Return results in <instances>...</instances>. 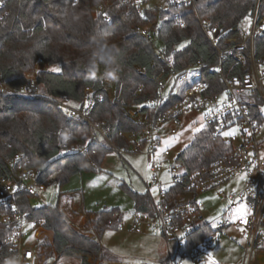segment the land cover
<instances>
[{"label": "trees", "instance_id": "obj_1", "mask_svg": "<svg viewBox=\"0 0 264 264\" xmlns=\"http://www.w3.org/2000/svg\"><path fill=\"white\" fill-rule=\"evenodd\" d=\"M99 1L7 0L8 14L0 18V76L20 88L27 83L28 75L36 71L39 61L48 66H60L59 71H37L39 85L48 95L66 98L82 108L91 89L93 96L101 100H97L89 117L98 125L104 123L109 129V140L125 151L133 147L135 136L139 138L147 121L182 99L168 93L158 107L145 105L148 99L158 95L162 80L171 72L159 58L157 42H161L169 54L179 48L171 54L176 71L196 62L212 66L218 62V56L201 20L206 19L224 33L232 34L234 28L252 15L257 2L199 0L196 8L181 10L184 26L178 25L179 10L172 6L167 10H146L148 21L159 23L158 38L152 40L136 31L138 25L148 22L136 10L129 12L116 2L108 11L111 22L107 23L102 15L94 13ZM256 57L264 62V36L257 39ZM94 60L98 61V67L109 60L112 62V72L116 74L114 97L107 91ZM244 72V68L227 62L226 74L241 76ZM205 80L211 85L218 83V89L223 87L219 75L209 74L208 70ZM131 106L140 108L143 122L132 116ZM95 134L87 121L71 116L48 98L0 97V174L8 169L9 160L20 157V162L28 166L43 165L38 178L40 184L48 185L54 177L59 187H63L75 175L100 171L105 158L115 151L100 137L97 142L93 141ZM70 145L75 146L74 151ZM84 148L85 154L81 153ZM231 152L232 146L222 137L203 128L178 159L188 173H192ZM121 187L132 198L137 213L154 214L147 192L139 193L126 184ZM181 193V186L172 187L166 193L167 200H175ZM33 197L23 192L17 200L31 220L54 232V246L61 256H78L81 264H90L92 256L102 257L99 239L74 228L59 201L55 205L33 208ZM119 212V208L99 211L87 227H92L101 237L106 230L120 226ZM213 233L210 227L203 226L195 244ZM4 236V225L0 222V264H7L10 255Z\"/></svg>", "mask_w": 264, "mask_h": 264}, {"label": "built area", "instance_id": "obj_2", "mask_svg": "<svg viewBox=\"0 0 264 264\" xmlns=\"http://www.w3.org/2000/svg\"><path fill=\"white\" fill-rule=\"evenodd\" d=\"M198 1L100 0L94 13L102 15L105 21L110 23L108 11L117 2L129 12L136 10L148 21L146 10H167L172 6L179 10L178 25L184 26V21L180 19L181 10L196 8ZM263 7L264 0H257L254 12L244 20H247V25L242 21L234 28L232 34L224 33L219 26L212 25L206 19L201 20V26L218 56V62L212 66L196 62L176 71L171 54L176 53L179 48L174 49L171 54L164 47L158 49L159 58L165 61L171 72L162 80L158 95L148 99L145 105L158 107L164 102L169 90V93L182 96V99L147 121L144 131L139 138L134 139V145L128 151L116 147L109 140V129L103 126L104 123L98 125L89 117L97 100H101L93 96L91 89H88L89 98L82 108L73 105L66 98L48 95L42 90L37 78L28 80L18 88L0 76V97L48 98L71 116L87 121L96 132L93 141L97 142L100 137L120 155L143 153L147 156L151 179L144 184L151 197L154 214L136 212L134 229L151 227L161 232L167 250L166 264H202L201 249L205 245L211 246L213 241L211 237H207L196 245L195 239L203 226L212 229V223L205 218V202L202 198L210 192L227 202V208L215 222L216 230L229 227L242 230L245 239L243 257L235 264H264V62L258 61L256 57L257 39L264 36ZM6 8L7 0H0V18L8 14ZM158 30L159 23L152 21L136 27L138 33L152 40H157ZM228 61L244 68L245 72L241 76L226 74ZM94 63L98 65L97 60H94ZM190 70L193 73L191 78ZM207 70L209 74L219 75V82L223 84L221 89L217 88L218 83L211 85L205 80ZM107 72H112L110 60ZM100 76L102 77L101 74ZM182 82L184 85L180 86ZM176 85L180 86L177 91L174 89ZM191 111L200 113L204 128L210 129L214 136L222 137L232 146V152L213 161L208 167H202L192 173L186 171L173 175L168 184L160 176L163 170L159 158L162 138L165 134H177L183 125L184 115ZM131 114L135 115L132 112ZM136 115L137 120L144 121L141 113ZM166 126H169L168 131ZM71 150L74 151L75 146ZM86 152L85 148L81 149V153ZM164 154H171L170 149H164ZM7 167L8 169L0 174V222L5 229L4 244L10 251L6 263L46 264L48 255L52 254V248L41 242L45 236L36 237L37 231L44 227L42 223L31 220L28 214L22 211L17 200L20 193L38 196L39 190L45 189L44 184L38 182L43 168L40 169V165L33 167L21 163L20 157L9 160ZM234 182L239 183L237 190L226 193L221 189L222 186ZM176 186H181L183 193L175 200L168 201L166 193ZM153 191H156V195ZM186 195L191 196L182 200ZM240 208H244L246 212L235 213ZM229 213L235 214L231 217ZM32 236L40 241L32 242ZM255 257H259L260 261L256 262Z\"/></svg>", "mask_w": 264, "mask_h": 264}, {"label": "rangeland", "instance_id": "obj_3", "mask_svg": "<svg viewBox=\"0 0 264 264\" xmlns=\"http://www.w3.org/2000/svg\"><path fill=\"white\" fill-rule=\"evenodd\" d=\"M244 22L247 25V20ZM157 47L161 50L163 48L162 43L157 42ZM102 57H105L104 53ZM37 66L36 71L28 75V80L35 79L37 71L39 70L50 69L59 71L61 69L60 66H48L43 61L39 62ZM107 69L108 62L96 68L98 74L102 75V79L105 81V87L110 96L114 97L116 74L107 72ZM189 73V77L191 78L193 73L191 70ZM182 85H184V82L180 83V86ZM180 86L176 85L174 88L175 91ZM169 91L166 93V96ZM139 111V107H129V112L135 114L132 115L133 117H136V113ZM183 118V125L177 134H165L162 138L159 158L163 164V170L160 176L168 184L173 175H180L187 171L184 164L178 159V156L193 143L197 133L204 128L203 117L200 113L191 111L186 113ZM165 128L167 131L169 130V126ZM135 137L138 138V136ZM73 146L70 145V149ZM166 148L170 149L171 154H164V149ZM150 179V165L145 154L122 153L120 155L114 151L105 158L100 171H85L75 175L63 187H59L56 179L52 177L49 184L46 185L47 188L45 190H39L38 196H34L31 199V205L33 208L55 205L60 200L62 202L63 194L67 191L74 193L76 195L74 202L83 203L87 210L119 208L121 211L131 213L135 210L134 202L129 194L122 189L121 185L126 184L139 193H146L147 190L143 180L150 181ZM237 186H239V183H228L222 186L221 189L229 193L237 190ZM168 187L169 185H167ZM153 193L156 195V191H153ZM190 196L186 195L182 197V200L189 199ZM202 198L205 202V218L212 223L214 233L211 236L213 244L202 247L200 261H202V264H235L240 262L245 247L242 230L236 227H229L218 231L215 228V222L227 208V202L215 196L214 192H210ZM245 212L246 210L244 208H240L235 213L243 214ZM235 213H229L228 215L232 217ZM121 223L123 224L122 229L118 226L115 229L106 230L101 234L100 242L103 246L102 257L100 258L101 264H164L162 261L164 259L163 247L159 252L156 248V243L161 244L158 231L151 227H146L141 232H138L139 230L136 229L135 231L130 230L131 220L127 217H124ZM31 241L34 242L33 239ZM47 247L46 249L49 250ZM52 254H54L53 251ZM52 254L48 255V257ZM90 258L92 259L91 264H97L95 257L92 256ZM73 259L75 260L71 261L81 264V259L78 256H73ZM54 260L55 257L51 256L48 264H51ZM255 261L259 262L260 258L255 257Z\"/></svg>", "mask_w": 264, "mask_h": 264}, {"label": "crops", "instance_id": "obj_4", "mask_svg": "<svg viewBox=\"0 0 264 264\" xmlns=\"http://www.w3.org/2000/svg\"><path fill=\"white\" fill-rule=\"evenodd\" d=\"M143 182L145 183L146 181L143 180ZM44 186L46 189L47 188L46 185H44ZM63 195H64V197H63L62 202H61V200L59 201L61 203L60 207L63 210V212L65 213V215L68 217V219L71 222V224L73 225V227L76 228L77 230L83 232V233H86L90 237L98 238L100 241L101 237L98 236V234L93 230L92 227L88 228L87 223H89L90 221H92L94 219L97 212L102 211V210H110L112 208H104L102 210H95V209L87 210L86 206L83 203H78V202L75 203L74 202L75 201L74 199L76 196L74 193L66 191ZM135 213H136L135 210H133L131 213H128L127 211L124 212L121 210L119 212V216L121 217V222L123 221L124 217L125 218L127 217L128 219H130L131 220L130 230H134V231H135V229H134V222H135V216L134 215H135ZM120 228L121 229L123 228L122 223L120 224ZM143 230H144V228L139 230L138 232H141ZM156 231H158V230H156ZM158 232H159L161 244L156 243L157 245L156 244L155 245H156L158 252L161 251V249L163 247L164 259L162 261L164 264H166V262H167L166 245H165V241H164V238H163L161 232L160 231H158ZM36 235H37L36 237L45 236V239L41 242L52 248V251L54 252V254H52L51 256L52 257L54 256L55 260L51 264H77V262L71 261V260H75V259H73V256L72 257L61 256L60 253H58L56 251L55 246H54L55 234L53 231L47 230L45 228H41L37 231ZM36 237L32 236V237H30V240L33 239L34 243L37 241H40V240H37ZM51 256L48 257V260H49V258H51ZM95 258L97 259V261H95V262L97 264H101L100 258L99 257H95ZM91 262H92V259L89 258V263L91 264ZM46 264H48V261Z\"/></svg>", "mask_w": 264, "mask_h": 264}, {"label": "water", "instance_id": "obj_5", "mask_svg": "<svg viewBox=\"0 0 264 264\" xmlns=\"http://www.w3.org/2000/svg\"><path fill=\"white\" fill-rule=\"evenodd\" d=\"M43 168V165H40V169H42Z\"/></svg>", "mask_w": 264, "mask_h": 264}, {"label": "snow or ice", "instance_id": "obj_6", "mask_svg": "<svg viewBox=\"0 0 264 264\" xmlns=\"http://www.w3.org/2000/svg\"><path fill=\"white\" fill-rule=\"evenodd\" d=\"M222 99H223V97H222Z\"/></svg>", "mask_w": 264, "mask_h": 264}]
</instances>
